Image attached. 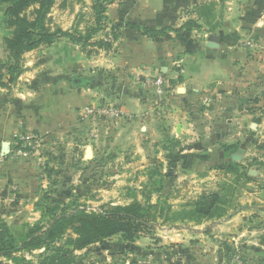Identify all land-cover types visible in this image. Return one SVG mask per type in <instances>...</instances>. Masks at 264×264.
<instances>
[{
  "label": "crops",
  "instance_id": "crops-1",
  "mask_svg": "<svg viewBox=\"0 0 264 264\" xmlns=\"http://www.w3.org/2000/svg\"><path fill=\"white\" fill-rule=\"evenodd\" d=\"M110 6L115 19L112 26H120L123 34L118 38V50L124 59L123 65L111 72L123 69L125 90H109V95L101 92L95 76L86 86H73L76 77L86 75L85 67L78 60H67L65 53H43L46 56L39 64L23 65L14 83L0 88L1 204L32 201L34 205L37 200V156L31 153L18 159L12 152L20 149L19 138L27 134L40 138L41 159L46 161L41 162L45 164L41 182H47V190L67 184L63 173L60 181H52L57 176L54 167L70 172L79 162L93 163L97 155L109 152L115 156L122 150L130 164L137 154L142 160L145 155H161L153 161L167 176L171 169L174 178L180 171H192L190 162L203 171L230 161H249L253 167L257 161L249 159L253 151L260 157L257 162L264 164V0H114ZM188 20L196 21L200 28L186 33L168 31L157 38L124 27L130 23L153 30L178 29ZM152 75L164 81L162 97L145 86V76ZM135 87L145 91L146 98L136 94ZM101 98L112 102L106 107L120 113L114 120L105 118L112 121L107 127L101 117L83 118L85 108L104 107L98 105ZM152 101L160 106L171 103L176 113L167 114L168 119L164 113L154 119L148 107ZM86 129L89 139L83 136ZM92 137L106 139V145L87 147ZM166 142L171 146L164 147ZM4 143L8 144L7 154L2 153ZM88 151L91 155L87 158ZM166 153L171 154L164 157ZM77 171L81 176L83 171L73 170ZM256 171L258 168L250 174H260ZM226 217L223 222L212 221L214 229L223 230L224 235L216 239L215 233L210 234L204 259L199 237L194 244L180 240L174 249L146 248L142 252L160 264H214L217 250L233 248L225 235L245 232L244 215L230 213Z\"/></svg>",
  "mask_w": 264,
  "mask_h": 264
},
{
  "label": "rangeland",
  "instance_id": "rangeland-1",
  "mask_svg": "<svg viewBox=\"0 0 264 264\" xmlns=\"http://www.w3.org/2000/svg\"><path fill=\"white\" fill-rule=\"evenodd\" d=\"M113 2L114 0L99 1L98 7L101 12L98 13L94 9L97 3L96 0H54V5L47 15L45 25L51 31L61 29L80 40L74 42L69 38H59L49 46H41L28 52L30 54H24L26 56L23 55V65L31 67L34 64H39L46 56L43 53H65L67 60L71 62L78 60L85 67L83 73L86 74L84 78L88 84L92 82L91 77L95 76L96 88L101 92L109 95V90L110 92L115 91V89L125 90L126 82L122 72L123 69L116 68L115 72H111V70H115V67L123 65V54L118 50L119 40L113 41L110 49H104L96 44L99 41H111L112 23L115 20L110 6ZM31 11L32 9L27 11L29 17H32ZM98 19L100 20L99 24ZM9 33L10 30L5 26L3 13L0 11V69L4 67L3 72L6 71L9 62L3 39ZM116 33L119 37L123 35L119 30ZM140 89L134 88L136 94H139L141 98H146L145 91L141 92ZM101 99L98 105L104 104L103 106H106L112 103L108 102L107 99ZM148 104L154 117L151 116L154 119L162 117L163 113L168 119L167 114L173 115L176 113V109L173 108V105H170L171 103L166 104L165 102L160 106L159 103L152 101ZM103 120H105V122H102L103 127L112 124V121L105 118ZM87 129L83 131V136H87L86 139H89L91 134L88 138ZM108 134L104 135L108 136ZM96 137H92L91 141L87 140L86 146L91 149H101L106 145V139L99 140ZM165 146L166 148L170 147V142H166ZM40 149L41 146L33 154L37 156L38 164L40 163V166L35 165V178L38 183L35 204L32 205V201L24 204L6 202L2 205L0 203V222L8 228L16 245L21 244L25 234L32 227L41 226L45 230L51 218L46 210H51L56 206L51 201L53 199L63 202V206H60L59 209L63 208L66 212H71L74 209H85L87 212L98 213L138 202L141 205L153 207L150 210L151 214H154V207L157 206L156 213L158 216L156 215L155 218L149 220L147 227L139 233L131 244L122 241L120 236H114L101 244L95 243L78 250L75 249L74 245L68 244L69 238L76 239L78 237L70 231L69 234L53 244L52 248L54 249L42 247L31 251L16 252L9 258L0 257V264H47L49 258L58 253L55 250L58 248L67 251V254L64 255L65 259H72L68 264H160V260L147 259L142 249L149 248L162 251L174 249L180 240L185 245L196 243L195 237H199L201 245H203V252L200 255L204 259L203 255L205 252L208 253L211 241L210 234L215 233L216 239L222 238L224 235L223 230L214 229L215 226H212L211 223L212 221L223 222V219L227 217L220 220L205 221L197 225L189 224L188 227L184 225L172 227V225L162 222L166 212L163 213V216L158 213L161 209L164 211L167 206H170V213L168 214L170 216L173 212L181 210L185 205H190L201 194L217 191L226 180L230 181L232 179L231 175L224 174L217 169L220 165H212L203 171L202 168H198V170L194 163L190 162L193 165V170L188 171V173L180 171L179 176L174 178L171 169L167 171L169 173V176H167V174H163L165 170H161L160 166L158 167L153 161L157 157L161 158V155L150 154L148 157L145 155L142 160L141 156L137 154V159L130 164L126 161L128 156L124 154L123 150L115 156L108 152L107 154L97 155L93 160L94 162L92 161L93 163L81 165L79 162L74 165L75 168L70 172L64 171L60 167H54L53 173H56L57 176L52 178V181H60V174L63 173L62 180L67 184L66 186L55 184L51 190H47L48 188H45L47 182H41L44 180L41 173L45 171L43 168L45 164L43 165L41 162L46 163V161L41 159ZM88 153L87 158L91 155L89 151ZM170 154L166 153L164 157ZM249 157V159L255 158L257 161L260 159L254 151L249 154ZM257 161L253 167V163L249 161H245L243 164L239 163L247 169L248 174L253 179L251 181L243 179L234 184L235 190L231 196L233 202L228 210V216H230V213L244 215L242 225L245 226V232L240 235H225L228 238L226 241L234 244L233 248L232 246H225L223 249L217 250V253H215V256H217L213 259L215 260L214 264H264V164ZM141 164L143 166L150 165L145 169H141L139 168ZM76 166L79 168H76ZM66 168L68 169L70 166L66 165ZM257 168L258 171L256 172L260 174H250V171L253 172ZM46 169L49 170V168ZM75 169L83 171L81 176H79L80 172H73ZM216 173H220V175L216 176ZM164 177H167L168 180L166 181ZM81 181L82 183H80ZM147 197H149V200L146 203ZM234 208L236 209L233 210ZM2 212L4 215H1ZM56 213L60 212L56 211ZM2 216L4 217L2 218ZM190 228L194 230L191 229L190 231ZM205 229H209L207 233ZM39 234L40 232L35 236ZM158 244L162 246H156ZM69 253H71V257H69ZM169 264L175 263L172 261ZM201 264L203 263L201 262Z\"/></svg>",
  "mask_w": 264,
  "mask_h": 264
},
{
  "label": "trees",
  "instance_id": "trees-1",
  "mask_svg": "<svg viewBox=\"0 0 264 264\" xmlns=\"http://www.w3.org/2000/svg\"><path fill=\"white\" fill-rule=\"evenodd\" d=\"M99 1L111 0H96L94 9L98 13L101 12L98 7ZM53 5L54 0H0V11L3 13L5 26L10 30L9 35L3 39L9 62L5 72L2 71L4 67L0 69V88H5L17 80L23 66L24 54L41 46H49L59 38H69L74 42L80 40L61 29L51 31L45 25L47 15ZM30 9H32V17H29V13H27ZM97 22L99 24L100 20L98 19ZM124 27L133 29L143 36L157 38L164 37L168 31L186 33L199 29L200 25L194 20H188L178 29L153 30L130 23L125 24ZM120 28V26L112 27L111 41H99L96 44L104 49H110L112 42L119 38L116 32ZM217 169L224 174L231 175L232 179L226 180L217 191L201 194L190 205H185L170 216H168L170 206H167L164 211L161 209L158 212L161 213L160 216L166 212L162 222L170 224L172 227L179 225L188 227L189 224L197 225L205 221L220 220L226 217L233 202L231 196L235 190L234 184L243 179L251 181L253 178L248 174L247 169L237 162L230 161L220 165ZM148 200L149 197H147L146 203ZM51 201L56 206L51 210H46L51 218L45 230L41 226L32 227L25 234L19 246L16 245L8 228L0 222V257L9 258L16 252L31 251L42 247L54 249L52 248L53 244L69 234L70 231L78 237L76 239L69 238L68 244L74 245L75 249L78 250L95 243L101 244L114 236H120L122 241L131 243L147 227L149 220L155 218L158 210V207L155 206V212L151 214L150 210L153 207L133 202L127 206H118L98 213L87 212L85 209H74L71 212H66L63 208L59 209L60 206H63V202L57 199ZM56 211L60 213H56ZM39 232L40 234L35 236ZM55 250L58 253L51 256L47 264H68L72 260L71 258L70 260L65 259L64 255L67 254V251L62 248ZM69 257H71V253H69Z\"/></svg>",
  "mask_w": 264,
  "mask_h": 264
},
{
  "label": "built area",
  "instance_id": "built-area-1",
  "mask_svg": "<svg viewBox=\"0 0 264 264\" xmlns=\"http://www.w3.org/2000/svg\"><path fill=\"white\" fill-rule=\"evenodd\" d=\"M145 86H147L148 92L154 93L156 97H162L165 89L164 81L160 76H146ZM119 111L113 107H98L96 109L87 107L84 109L83 118L86 120L93 119L94 117H101L106 119H116L119 116ZM20 149H14L13 155L18 158H24L31 153L36 152V149L40 147V138L35 135L27 134L22 135L19 138ZM3 157L0 155V161Z\"/></svg>",
  "mask_w": 264,
  "mask_h": 264
},
{
  "label": "water",
  "instance_id": "water-1",
  "mask_svg": "<svg viewBox=\"0 0 264 264\" xmlns=\"http://www.w3.org/2000/svg\"><path fill=\"white\" fill-rule=\"evenodd\" d=\"M73 86L75 87H83L87 84V80L82 77H76L74 81L72 82ZM2 153L7 154L8 153V144L4 143L2 146ZM236 160V159H234Z\"/></svg>",
  "mask_w": 264,
  "mask_h": 264
}]
</instances>
